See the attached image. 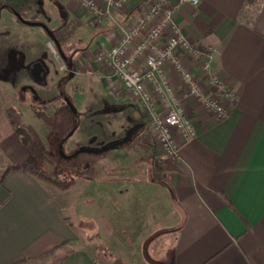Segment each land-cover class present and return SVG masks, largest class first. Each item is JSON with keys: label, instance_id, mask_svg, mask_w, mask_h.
I'll return each instance as SVG.
<instances>
[{"label": "crops", "instance_id": "obj_1", "mask_svg": "<svg viewBox=\"0 0 264 264\" xmlns=\"http://www.w3.org/2000/svg\"><path fill=\"white\" fill-rule=\"evenodd\" d=\"M154 1L129 0L101 21L75 0H38L27 22L13 12L4 15L7 7L0 6V70L17 68L10 77L0 74V264H32L78 239L56 183L26 166L27 149L8 119V94L20 86H32V93L27 91L32 111L58 134L67 133L62 145L67 160L77 159L83 153H75L91 141L101 149L130 138L121 145L129 147L125 153L119 146L99 162L78 158L94 172L102 167L119 172L103 179L93 175L92 185L104 179H151L160 167L175 212L171 264H264V0H200L197 6L184 3L175 9L189 41L215 49L211 73L234 91L236 102L218 120L189 99L197 137L177 159L162 158V166L155 161L144 104L96 60L99 50L117 44L122 31ZM32 23L44 24L54 37ZM11 50L16 51L13 66L6 56ZM183 55L193 73L201 75L195 59ZM61 64L70 71H61ZM168 73L179 89L177 74ZM51 107L60 110L52 117L45 114ZM94 257L76 249L56 264H102Z\"/></svg>", "mask_w": 264, "mask_h": 264}, {"label": "rangeland", "instance_id": "obj_2", "mask_svg": "<svg viewBox=\"0 0 264 264\" xmlns=\"http://www.w3.org/2000/svg\"><path fill=\"white\" fill-rule=\"evenodd\" d=\"M2 12L4 15L12 14L8 9ZM58 23L63 25L62 22ZM51 46L57 51L54 44ZM15 52L11 50L6 53V56L10 55L11 66L15 64ZM15 69V65L11 69L4 68L0 70V74L10 77L16 72ZM29 90L32 93V86H20L16 92L13 90L12 94H8L9 101L12 102L10 107H14L20 114L22 126L37 144L36 150L32 151L34 155L37 154L36 164L49 171L50 175L40 173L32 165L26 166L56 183L64 214L78 236L76 241L66 242L64 245L67 246L62 250H53L32 264H56L61 256L76 249L89 251L102 264H171L176 232L170 226L174 222L175 212L167 192L169 180L162 175L160 167H156V173L151 179L143 177L136 181L115 183H108L104 179L92 185L93 175L102 177L119 172L103 167L98 173L94 172L92 168H86L84 161L80 163L78 158L99 162L106 158L108 151L98 154L83 153L67 163L64 154L66 148L63 150L61 147L67 133L58 134L50 123H45L32 111V97L27 92ZM177 91L180 105L187 107L188 99L182 97L181 88ZM26 94L29 100H26ZM46 110L45 114L49 116L60 111L58 107ZM151 141L154 147V140ZM90 143L88 147L91 149L102 146L94 141ZM128 148L123 147L120 152L125 153L129 151ZM39 153H43V156L38 157ZM155 154L154 150L156 161L158 156ZM159 159L156 164L162 166L165 161ZM57 171L62 172L61 175H55ZM60 180L63 182L59 183Z\"/></svg>", "mask_w": 264, "mask_h": 264}, {"label": "built area", "instance_id": "obj_3", "mask_svg": "<svg viewBox=\"0 0 264 264\" xmlns=\"http://www.w3.org/2000/svg\"><path fill=\"white\" fill-rule=\"evenodd\" d=\"M79 8L91 13L95 21L119 11L129 0H75ZM155 0L132 27L122 31L119 42L101 48L96 60L107 66L125 91L144 104L149 115L156 162L159 158L177 159L181 148L197 137L189 106L180 105L177 89L172 85L168 69L180 79L186 99L201 104L218 120L225 119L236 102L234 91L211 73L215 49L194 46L175 19V9L200 0ZM51 50L56 58L57 51ZM184 52L195 59L201 75L188 67ZM61 71H68L61 64Z\"/></svg>", "mask_w": 264, "mask_h": 264}, {"label": "trees", "instance_id": "obj_4", "mask_svg": "<svg viewBox=\"0 0 264 264\" xmlns=\"http://www.w3.org/2000/svg\"><path fill=\"white\" fill-rule=\"evenodd\" d=\"M38 0H0V5H4L8 8H10L12 11H14L19 16H24L28 11L33 9ZM254 0H246L247 4L252 3ZM8 119L16 133V135L21 139L22 143L26 147L28 151V157L26 160V164L32 165L37 171L44 172L46 175H50V172L43 169L41 166H38L36 164L37 154L34 155L32 151L36 150L37 144L34 143L32 136L27 132V130L22 126L20 114L16 111L14 107H9L6 110ZM35 146V147H34ZM34 147V149H32ZM34 155V157H33ZM42 157L43 153H39L38 157ZM67 163H70L71 161H66ZM62 172L57 171L55 172V175H61ZM56 176V177H57ZM58 181V179H56ZM63 181L60 180L59 183H62ZM95 259V257H94Z\"/></svg>", "mask_w": 264, "mask_h": 264}, {"label": "water", "instance_id": "obj_5", "mask_svg": "<svg viewBox=\"0 0 264 264\" xmlns=\"http://www.w3.org/2000/svg\"><path fill=\"white\" fill-rule=\"evenodd\" d=\"M32 25H37V26H41L43 27L47 32L48 34L53 38V34L52 32L44 25V24H41V23H32ZM130 138H127V140H123V141H119V142H116V143H112L104 148H101V149H91V148H81L80 150H78L76 153H75V156L80 154V153H103L105 151H108L110 149H113V148H116V147H119L123 144H125L127 141H129ZM62 147V145H61ZM71 158V157H69Z\"/></svg>", "mask_w": 264, "mask_h": 264}, {"label": "flooded vegetation", "instance_id": "obj_6", "mask_svg": "<svg viewBox=\"0 0 264 264\" xmlns=\"http://www.w3.org/2000/svg\"><path fill=\"white\" fill-rule=\"evenodd\" d=\"M0 6H2V5H0ZM4 6V5H3ZM7 9L8 10H10L11 12H13V13H15L14 11H12L10 8H8L7 7ZM34 9V8H33ZM33 9H31L30 11H28L24 16H19L18 14H16L19 18H20V20H22L23 22H27L26 21V19L29 17V15L31 14V12H32V10ZM29 23V22H28ZM68 70H69V68H68ZM70 71V70H69ZM73 160H75V159H69V161H73Z\"/></svg>", "mask_w": 264, "mask_h": 264}]
</instances>
